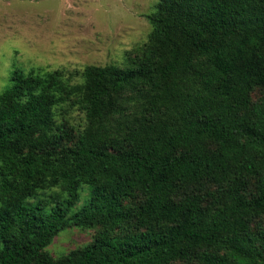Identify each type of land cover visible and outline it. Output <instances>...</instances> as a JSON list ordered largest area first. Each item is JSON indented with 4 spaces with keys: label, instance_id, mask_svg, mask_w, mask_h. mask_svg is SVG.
I'll return each mask as SVG.
<instances>
[{
    "label": "trees",
    "instance_id": "1",
    "mask_svg": "<svg viewBox=\"0 0 264 264\" xmlns=\"http://www.w3.org/2000/svg\"><path fill=\"white\" fill-rule=\"evenodd\" d=\"M146 17L125 67L13 72L0 94V264H264V231L250 230L264 213V95L250 99L264 86V0H159ZM64 105L84 115L76 141L55 120ZM203 182L218 189L211 205L176 197ZM54 188L66 195L54 206L30 202ZM96 225L82 249L45 251Z\"/></svg>",
    "mask_w": 264,
    "mask_h": 264
},
{
    "label": "rangeland",
    "instance_id": "2",
    "mask_svg": "<svg viewBox=\"0 0 264 264\" xmlns=\"http://www.w3.org/2000/svg\"><path fill=\"white\" fill-rule=\"evenodd\" d=\"M159 0H0V94L11 86L14 71L25 75L46 73L57 69L80 72L86 66L125 67L134 49L148 39L152 26L147 19ZM264 86L250 93L252 103L261 101ZM55 120L62 121L74 135L84 125V115L66 105L55 110ZM71 127V128H70ZM89 187L81 186L78 202L68 216L78 211L89 196ZM217 187L209 182L184 185L177 198L197 194L203 205L213 203L209 193L217 194ZM256 179H249L245 189L248 196L255 195ZM65 194L58 188L40 191L32 204L46 207L63 200ZM141 198L124 201L137 208ZM134 231L133 224L114 231V234ZM254 233L264 231V213L250 222ZM102 226H70L60 231L45 251L53 260L66 256L91 244L101 233ZM2 244L0 243V248ZM174 264H198L196 260L177 261Z\"/></svg>",
    "mask_w": 264,
    "mask_h": 264
}]
</instances>
